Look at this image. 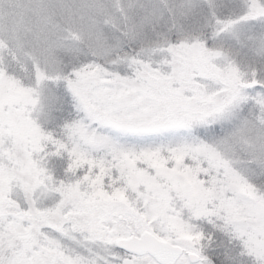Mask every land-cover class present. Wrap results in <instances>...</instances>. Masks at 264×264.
Masks as SVG:
<instances>
[{"label":"snow or ice","instance_id":"snow-or-ice-1","mask_svg":"<svg viewBox=\"0 0 264 264\" xmlns=\"http://www.w3.org/2000/svg\"><path fill=\"white\" fill-rule=\"evenodd\" d=\"M0 264H264V0H0Z\"/></svg>","mask_w":264,"mask_h":264}]
</instances>
